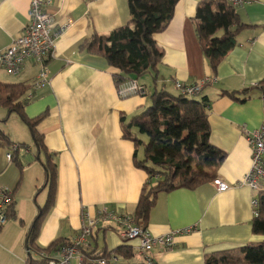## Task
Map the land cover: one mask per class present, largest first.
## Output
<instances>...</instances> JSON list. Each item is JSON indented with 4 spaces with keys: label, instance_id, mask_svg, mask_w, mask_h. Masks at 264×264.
Instances as JSON below:
<instances>
[{
    "label": "crops",
    "instance_id": "1",
    "mask_svg": "<svg viewBox=\"0 0 264 264\" xmlns=\"http://www.w3.org/2000/svg\"><path fill=\"white\" fill-rule=\"evenodd\" d=\"M29 1L0 0V52L22 34ZM200 1H178L167 27L153 37L163 55L156 81L152 74H146L137 80L144 86V94L122 99L113 82L118 71L103 57L79 47L92 34H108L127 24L128 0H52L51 31L58 34L68 20L72 25L59 32L56 39L47 61L48 82L32 88L39 73L33 61L26 62L19 75L10 76L16 81L4 82L30 85L24 108L28 118L47 113L35 129L56 164L57 188L55 205L36 241L40 248L58 238L71 242L78 234L82 213L96 217L106 210L133 215L147 175L134 165V145L123 138L120 117L128 123L143 113L151 106L150 96L155 91L178 95L176 80L186 85L210 80L192 99L205 98L208 102L210 142L226 153L217 178L230 188L220 193L208 182L192 191L160 193L146 229L153 236L188 228L191 233L176 236L169 249L154 248L150 252L152 264H204L207 254L264 240L251 231L252 200L264 190V182L253 190L242 181L251 169L247 133L259 129L264 120V100L253 89L264 79V0H250L236 7L239 22L246 28L238 33L236 46L214 72L196 36L194 16ZM0 73H4L1 67ZM243 90H249V98L241 102L247 97L239 93ZM5 115L6 110L0 116L1 134L9 143L24 144L28 151L18 150L16 158L8 162L9 148L0 146V186L13 192L15 214L22 221H6L3 225L0 264H28L25 234L47 197V189L42 186L44 157L38 155L27 127L14 115L2 122ZM10 125L20 126L10 129ZM30 209L25 229L21 224ZM93 231L88 251L109 253L121 247L130 251L131 257L120 256V264H146L137 251L138 241L121 238L113 222H101ZM30 254L35 258V253Z\"/></svg>",
    "mask_w": 264,
    "mask_h": 264
},
{
    "label": "trees",
    "instance_id": "2",
    "mask_svg": "<svg viewBox=\"0 0 264 264\" xmlns=\"http://www.w3.org/2000/svg\"><path fill=\"white\" fill-rule=\"evenodd\" d=\"M179 0H128L130 21L108 34H92L80 45V50L103 57L106 63L116 69L113 76L116 88L127 80H138L146 74H152L154 81L158 77V68L162 60L154 35L163 31L174 15V8ZM238 7V6H236ZM236 7L228 0H202L195 9L194 23L200 49L214 72L226 55L236 46L238 33L246 28L239 22ZM25 83H4L0 81V107L6 110V122L16 116L28 129L37 148V159L43 167V188L47 189L46 202L28 227L24 243L27 250L28 264H46L39 255L53 256L58 249L69 246L71 242L58 238L46 248L37 245L42 224L55 205L57 188V167L49 158L36 126L47 116L42 113L35 118H28L24 113L28 101L25 95L30 89ZM264 100V79L254 86ZM244 94L246 101L249 90ZM232 96V94H230ZM151 106L143 113L132 117L128 123L120 117L123 138L134 145V165L146 175L133 218L140 229H146L152 208L160 193H170L177 189L192 191L197 187L212 182L226 158V153L210 142L208 123L209 106L205 98L194 100L181 94L172 95L165 90L155 91L150 96ZM146 136L141 140L136 133ZM9 143L0 132V146ZM24 146V144H19ZM11 203L6 209V221L18 220ZM258 202V214L251 223L254 236L264 237V190H259L255 197ZM22 223L21 220H18ZM3 225H0V231ZM94 236V231L91 238ZM89 249V248H88ZM83 250L84 258H109L112 253L124 259L131 257V252L118 248L114 252L103 250ZM35 253V258L30 253ZM204 264H264V240L240 248L207 254Z\"/></svg>",
    "mask_w": 264,
    "mask_h": 264
},
{
    "label": "built area",
    "instance_id": "3",
    "mask_svg": "<svg viewBox=\"0 0 264 264\" xmlns=\"http://www.w3.org/2000/svg\"><path fill=\"white\" fill-rule=\"evenodd\" d=\"M233 6H242L250 0H228ZM52 0H30L27 10V21L22 34L11 41L10 46L0 52V67L5 74L17 76L23 70L26 62L33 61L39 67V73L33 82L32 88H38L48 82L47 61L52 56L59 32L67 30L72 22L68 20L58 34L51 31L53 16L50 7ZM210 80L206 79L200 84L186 85L175 81L174 85L179 94L191 97L199 94L202 87ZM144 86L136 80H127L116 88L118 97L125 99L132 96L143 95ZM248 143L251 149V169L244 176L243 183L256 190L260 182H264V120L259 129L247 133ZM18 150L28 151V147L13 143L6 155L8 162L16 158ZM217 192H225L230 187L220 178L212 181ZM11 190L0 186V225L6 223V209L11 203ZM254 216L258 214V202L252 200ZM101 222H113L121 238L125 240H137V251L142 255L144 263L152 264L150 252L154 248L166 250L174 245L176 236L191 233V228L173 231L166 235L153 236L147 229H140L130 214H117L106 210L100 211L96 217H90L88 213H82V222L78 234L73 238L69 246L58 249L53 256L40 254V259H45L46 264H120L121 257L111 254L109 258H84L83 250H87L89 240L94 228Z\"/></svg>",
    "mask_w": 264,
    "mask_h": 264
},
{
    "label": "rangeland",
    "instance_id": "4",
    "mask_svg": "<svg viewBox=\"0 0 264 264\" xmlns=\"http://www.w3.org/2000/svg\"><path fill=\"white\" fill-rule=\"evenodd\" d=\"M145 76V75H144ZM141 78H143V76L141 77ZM13 79H16L15 77H10V76H7V75H5V73H0V80L1 81H3V82H6V81H8V82H11V83H13L14 81H16V80H13ZM192 98H195L194 96H191V99ZM5 114V110H2V109H0V116H2V115H4ZM19 126L20 125H10V126H8L10 129L11 128H19ZM20 128H22V127H20ZM144 138L146 139V141H147V137L146 136H144ZM29 143V142H28ZM40 188V186H38V189ZM45 193H46V190H45ZM31 213H32V211H31V209H30V211H29V213L28 212H25V217H27V218H25L24 220V223L23 224H21L23 227H25V229L28 227L27 225H28V219H29V217H31ZM24 216V215H23ZM10 221H12V220H9L8 222H10Z\"/></svg>",
    "mask_w": 264,
    "mask_h": 264
}]
</instances>
